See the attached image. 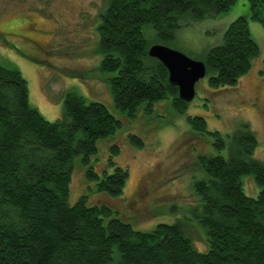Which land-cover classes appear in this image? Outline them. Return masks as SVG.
<instances>
[{
	"label": "trees",
	"instance_id": "obj_1",
	"mask_svg": "<svg viewBox=\"0 0 264 264\" xmlns=\"http://www.w3.org/2000/svg\"><path fill=\"white\" fill-rule=\"evenodd\" d=\"M234 0H105L99 13L98 68L114 105L132 114L143 102L169 97L184 112L165 66L147 54L154 37L174 39L182 26L226 10ZM248 15L264 28V0H247ZM247 15L230 20L218 43L200 58L207 84L229 85L250 66L258 45L250 36ZM157 41L158 43H163ZM190 127L207 132L215 153L198 154L204 176L192 183L199 201L190 209L204 228L207 247L197 250L189 225L181 219L134 229L105 203H86L82 193L68 201L73 158L80 156L84 177L97 191L121 192L127 169L108 146L107 165L89 161L95 140L111 134L120 121L99 101L67 90L62 115L45 119L28 104L25 79L0 64V264H264V162L253 157L256 137L247 122L228 132L206 129L201 115H186ZM138 145L140 137L128 132ZM73 161V162H72ZM251 174L260 186L244 193L240 175Z\"/></svg>",
	"mask_w": 264,
	"mask_h": 264
},
{
	"label": "rangeland",
	"instance_id": "obj_2",
	"mask_svg": "<svg viewBox=\"0 0 264 264\" xmlns=\"http://www.w3.org/2000/svg\"><path fill=\"white\" fill-rule=\"evenodd\" d=\"M105 0H0V64L16 68L26 81L30 106L48 120L62 115L65 91L74 90L86 100L104 104L120 124L95 140L89 161L98 171L107 165L108 146L118 145L114 161L127 169L121 192L115 195L95 189L84 177L80 156L69 181L68 201L82 193L86 203H105L118 211L132 228L147 230L156 222L183 220L197 250H205L204 228L192 216L199 199L192 183L204 176L197 155L215 153L211 136L197 132L186 115L198 114L206 129L221 133L247 122L256 137L252 156L264 162V28L248 15L247 0H234L211 17L182 26L174 39L162 41L191 58L200 59L205 50L218 43L226 24L238 15H247L250 36L258 53L235 83L212 87L207 74L194 83V95L184 112H176L165 97L152 102L149 110L139 103L132 114L117 108L105 78L99 70L96 25ZM137 134L142 144L128 139ZM73 162V161H72ZM243 191L255 195L260 186L251 174L240 175Z\"/></svg>",
	"mask_w": 264,
	"mask_h": 264
},
{
	"label": "water",
	"instance_id": "obj_3",
	"mask_svg": "<svg viewBox=\"0 0 264 264\" xmlns=\"http://www.w3.org/2000/svg\"><path fill=\"white\" fill-rule=\"evenodd\" d=\"M147 54L165 66L168 80L176 85L179 98L189 101L194 95L195 81L205 74L203 61L158 42L147 47Z\"/></svg>",
	"mask_w": 264,
	"mask_h": 264
}]
</instances>
